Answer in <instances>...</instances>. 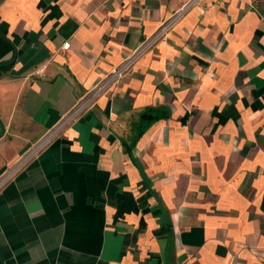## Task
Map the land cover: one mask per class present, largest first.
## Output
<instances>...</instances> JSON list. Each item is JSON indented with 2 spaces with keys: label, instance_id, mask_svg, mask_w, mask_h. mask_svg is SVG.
<instances>
[{
  "label": "crops",
  "instance_id": "crops-1",
  "mask_svg": "<svg viewBox=\"0 0 264 264\" xmlns=\"http://www.w3.org/2000/svg\"><path fill=\"white\" fill-rule=\"evenodd\" d=\"M184 1L0 0V173ZM0 264H264V0H202L17 172Z\"/></svg>",
  "mask_w": 264,
  "mask_h": 264
},
{
  "label": "built area",
  "instance_id": "built-area-1",
  "mask_svg": "<svg viewBox=\"0 0 264 264\" xmlns=\"http://www.w3.org/2000/svg\"><path fill=\"white\" fill-rule=\"evenodd\" d=\"M202 0H186L162 20L152 34L142 39L136 48L131 50L114 68L105 74L92 88L83 94L74 107L64 115L59 122L45 131L37 140L31 143L15 160L0 173V190L14 175L24 168L31 160L37 157L55 139L61 130L76 119L80 114L90 109L96 100L115 87L133 65L146 53L150 52L158 42L163 40L172 31L174 26ZM67 49L68 44L61 46Z\"/></svg>",
  "mask_w": 264,
  "mask_h": 264
},
{
  "label": "trees",
  "instance_id": "trees-1",
  "mask_svg": "<svg viewBox=\"0 0 264 264\" xmlns=\"http://www.w3.org/2000/svg\"><path fill=\"white\" fill-rule=\"evenodd\" d=\"M165 115L162 114L159 111H155V110H147L144 114H142V118L144 119V121H147V123H150L151 121H155L156 119L159 118H164Z\"/></svg>",
  "mask_w": 264,
  "mask_h": 264
},
{
  "label": "water",
  "instance_id": "water-1",
  "mask_svg": "<svg viewBox=\"0 0 264 264\" xmlns=\"http://www.w3.org/2000/svg\"><path fill=\"white\" fill-rule=\"evenodd\" d=\"M13 59H14V57H12V59L9 60V61H7V62L0 63V68L6 67V66H8L9 64H11V63L13 62ZM3 131H4V128H3L2 123L0 122V137H1L2 134H3Z\"/></svg>",
  "mask_w": 264,
  "mask_h": 264
}]
</instances>
